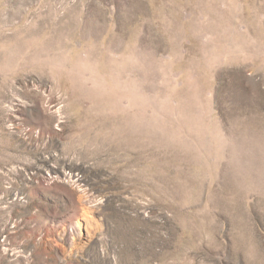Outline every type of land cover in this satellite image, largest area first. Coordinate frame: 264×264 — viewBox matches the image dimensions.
<instances>
[{"label":"rangeland","instance_id":"rangeland-1","mask_svg":"<svg viewBox=\"0 0 264 264\" xmlns=\"http://www.w3.org/2000/svg\"><path fill=\"white\" fill-rule=\"evenodd\" d=\"M0 264H264V0H0Z\"/></svg>","mask_w":264,"mask_h":264}]
</instances>
